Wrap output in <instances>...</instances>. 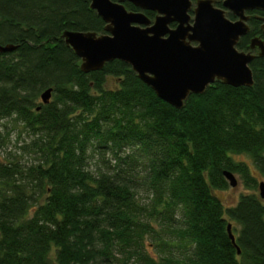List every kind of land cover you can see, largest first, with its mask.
<instances>
[{
	"label": "trees",
	"instance_id": "trees-1",
	"mask_svg": "<svg viewBox=\"0 0 264 264\" xmlns=\"http://www.w3.org/2000/svg\"><path fill=\"white\" fill-rule=\"evenodd\" d=\"M248 14L244 51L264 39V11ZM105 25L90 0H0V44L17 46L0 52V133L14 118L38 155L0 158V264H264V57L253 86L216 81L178 109L123 61L81 70L64 31ZM225 171L248 188L229 206Z\"/></svg>",
	"mask_w": 264,
	"mask_h": 264
},
{
	"label": "water",
	"instance_id": "water-1",
	"mask_svg": "<svg viewBox=\"0 0 264 264\" xmlns=\"http://www.w3.org/2000/svg\"><path fill=\"white\" fill-rule=\"evenodd\" d=\"M125 2L140 10H128ZM218 2L90 0V7L106 23L105 32L66 30L63 38L81 59L83 72L123 61L162 100L181 109L191 94L204 93L216 81L235 87L253 86L251 62L257 55L264 57V39L259 36L251 39L249 51L238 48L241 38L250 32L248 12L264 11V0H222V6ZM145 11L155 12L156 17L151 19ZM16 48L13 43L0 44V52ZM52 90L41 94L43 103L50 102ZM224 174L232 187L238 185L233 172ZM259 191L264 198V181L259 182ZM228 232L240 254L232 224Z\"/></svg>",
	"mask_w": 264,
	"mask_h": 264
},
{
	"label": "rangeland",
	"instance_id": "rangeland-1",
	"mask_svg": "<svg viewBox=\"0 0 264 264\" xmlns=\"http://www.w3.org/2000/svg\"><path fill=\"white\" fill-rule=\"evenodd\" d=\"M41 101V99H40ZM33 131L25 128L21 123L14 118L3 119L1 133H0V158L11 157L13 154L18 156L22 155V162L33 163L37 161L38 155L32 148V141L36 137L33 135ZM29 144V147L25 148ZM25 148V149H24ZM91 156H94V150L90 152ZM97 160L96 157H94ZM234 159L239 162H245L249 165L251 172L254 176L261 180V174L257 167L253 163V159L247 154H235ZM93 160V159H92ZM238 185L232 187L229 185L228 189L218 191L220 198L226 206L234 205L237 203L240 195L248 191L244 181L239 174H235ZM144 201L148 200L147 193L142 194ZM151 242L149 237L146 238V246ZM148 243V244H147ZM148 249V250H147ZM147 252L152 256L156 253L154 246H147ZM178 253V252H176Z\"/></svg>",
	"mask_w": 264,
	"mask_h": 264
},
{
	"label": "bare ground",
	"instance_id": "bare-ground-1",
	"mask_svg": "<svg viewBox=\"0 0 264 264\" xmlns=\"http://www.w3.org/2000/svg\"><path fill=\"white\" fill-rule=\"evenodd\" d=\"M229 224H232V231H233V233H234V230H233V223L232 222H229L228 223V226H229ZM227 229H228V227H227ZM228 234H229V232H228ZM234 235H235V233H234ZM229 237H230V235H229ZM231 239V238H230ZM232 241V240H231Z\"/></svg>",
	"mask_w": 264,
	"mask_h": 264
}]
</instances>
